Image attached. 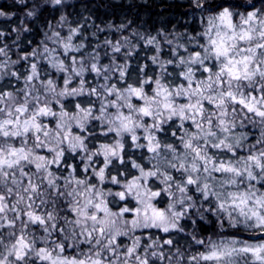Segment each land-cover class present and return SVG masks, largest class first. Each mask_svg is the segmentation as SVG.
Wrapping results in <instances>:
<instances>
[{
  "label": "snow or ice",
  "instance_id": "6c2138e0",
  "mask_svg": "<svg viewBox=\"0 0 264 264\" xmlns=\"http://www.w3.org/2000/svg\"><path fill=\"white\" fill-rule=\"evenodd\" d=\"M15 3L0 264H264V0H188L155 34L96 24L104 0Z\"/></svg>",
  "mask_w": 264,
  "mask_h": 264
},
{
  "label": "trees",
  "instance_id": "16d2710c",
  "mask_svg": "<svg viewBox=\"0 0 264 264\" xmlns=\"http://www.w3.org/2000/svg\"><path fill=\"white\" fill-rule=\"evenodd\" d=\"M31 2V0H29ZM75 2V0H73ZM98 2V0H96ZM149 3L141 2L140 0H131L127 3L125 0H104L108 7H100L93 9V20L101 27H105L110 21L114 25H118L121 22L127 23L129 19L133 20L132 27H139L141 30L148 29L155 34V29L166 25L169 30L173 25H176L177 29L183 30L185 22L189 20L186 13L188 12V0L179 2L178 0H148ZM132 7H129V5ZM0 8L15 13L13 16L14 21H18L19 16L22 14L23 6L16 4L15 0H0ZM79 13V6L74 10ZM58 15V14H57ZM87 15V13H85ZM91 23V21H89ZM11 22H6L3 18H0V27L10 25ZM190 28L196 27L195 24L188 25ZM39 25H36L34 39L38 42L41 38L39 33ZM127 34V33H125ZM109 32L106 29L104 33L100 34L101 39L108 36ZM111 35L116 36V33ZM151 52L145 53L143 50L140 52V56L150 55ZM15 58V57H13ZM141 62H144L141 60Z\"/></svg>",
  "mask_w": 264,
  "mask_h": 264
},
{
  "label": "rangeland",
  "instance_id": "374dc122",
  "mask_svg": "<svg viewBox=\"0 0 264 264\" xmlns=\"http://www.w3.org/2000/svg\"><path fill=\"white\" fill-rule=\"evenodd\" d=\"M127 3H129L131 0H125ZM141 2H144V3H149L148 2V0H140ZM179 2H183V1H185V0H178ZM187 11H189V10H187ZM188 13V12H187ZM187 13H186V16H187V18H189L190 19V17H189V15H187Z\"/></svg>",
  "mask_w": 264,
  "mask_h": 264
}]
</instances>
